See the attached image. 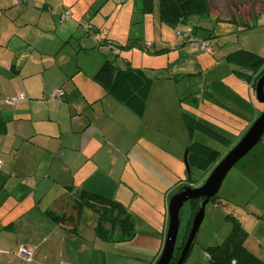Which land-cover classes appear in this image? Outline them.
I'll use <instances>...</instances> for the list:
<instances>
[{"label":"crops","instance_id":"1","mask_svg":"<svg viewBox=\"0 0 264 264\" xmlns=\"http://www.w3.org/2000/svg\"><path fill=\"white\" fill-rule=\"evenodd\" d=\"M32 1L27 6L24 0H0V264H152L157 258L152 251L143 258L116 253L121 243L138 238L137 228L130 241H119L96 234L93 211L88 216L84 209L75 219L67 188H85L119 201L141 220L140 231H151L158 240L167 223L169 188L156 178L158 195L151 194V185L141 176L147 166L167 180L162 166L182 174L181 147L173 160H166L165 143L149 132L161 128L158 121L140 115L141 104H134L135 112L92 79L104 57L85 69L50 59L62 48V39L82 32V21H93L90 7L97 12L105 0ZM67 9L73 16L61 25L60 14ZM123 58L132 64V54ZM167 81L162 76L153 80L142 109L150 106L153 113H165L151 97V88L162 87L157 99L165 102ZM58 87L66 95L51 98ZM22 93L27 97L16 104L4 100ZM135 118L144 119L145 126L137 137L118 123ZM185 141L187 145L188 135ZM255 209L245 207V216L238 219L243 244L255 257L247 264H264V205ZM54 215L70 218L57 221Z\"/></svg>","mask_w":264,"mask_h":264},{"label":"rangeland","instance_id":"2","mask_svg":"<svg viewBox=\"0 0 264 264\" xmlns=\"http://www.w3.org/2000/svg\"><path fill=\"white\" fill-rule=\"evenodd\" d=\"M108 1H111V4H108ZM209 2L211 6L209 16L203 18L192 14L188 16L186 22L173 27L160 20L157 0L154 1L153 11L146 14L139 12L142 0H105L98 7L97 12L90 7L93 12L91 19L93 21H82L80 23L82 32L74 33L71 37L69 35L71 41H65L68 37L62 39L64 42L62 48L50 57L52 61L57 59L67 67H75L79 63L85 69L90 64L96 65L97 61L103 60V53H109L108 47L102 43L104 38L118 44H124L128 38L140 39L131 48H120V55L114 57L110 54V57L113 60L116 58L117 62H123L124 56L132 54V66L148 68L151 76L164 75L170 80L166 85L165 102L157 99L158 95L165 90L159 86L151 88V97L161 104L165 113H153L152 109L155 112V108L151 109L150 106L140 112V115L143 113L146 117L148 116L151 122H153L152 119L158 121L161 128L158 126L149 132L151 136L165 143L164 158L166 160H173L174 153L181 147L179 167L183 170L182 174L176 175L171 168L162 166L164 175L170 179L167 180L163 176L160 177L152 166H147L141 176L142 180L151 185V194L158 195V183L156 186L153 185L156 178L160 179L163 185L168 186L166 207L170 197L180 187L189 184L192 187L200 186L216 165L214 161L204 162L205 166L200 168L193 163L189 166V172H186L183 154L187 147L184 144L188 134L182 123V113L193 115L227 136V143L222 144L201 133L195 135V140L220 151L217 160L240 140L264 109V104L255 97L252 71L247 67L242 68L229 63L226 59V54L237 48L255 51L264 57V0H209ZM126 8L130 12L126 13L124 11ZM94 9H97V6ZM100 9L105 12L103 15ZM67 10H63L67 12L66 19L61 18L63 11L60 14L58 23L61 25H66L73 16L71 11ZM77 23L79 24V21ZM160 24L164 27L162 28ZM189 27L193 28L189 38L193 40L200 39V36L205 38L209 51L208 49L203 51L196 45L189 44L185 40L189 41V38L180 39L176 36L178 29L187 31ZM50 30L52 34L55 33V29ZM163 39H166L165 42L162 41ZM145 105H147L146 102ZM135 119L137 120L120 119L118 121L117 119V121L120 125L122 124L124 130L127 129L129 133L132 132V135L137 137V133H145V126L144 119ZM145 137L152 139L147 135ZM143 138L144 135L142 140ZM155 198L153 201L158 202ZM200 201L201 199H189L181 208L176 251L187 230L189 218L192 221L193 212ZM192 202H197L198 205L193 206ZM136 205L140 207V204ZM263 205L264 134L261 140L231 167L217 195L206 204L194 244L183 264L207 263L208 255L205 247L219 243L230 230V223L226 220L225 214L230 213L238 218V215L245 216V207L253 210L262 209ZM84 211L85 215L93 214L89 209ZM135 222L137 231L141 234L133 242L121 243L116 247L118 249L116 253L123 252L127 256L143 258L151 256L152 251L158 258L162 250L167 223L162 234L157 236L158 241L153 232L140 231L141 226L138 225L141 224V220L136 216ZM156 240L158 245L161 242L160 247L156 246ZM154 246L159 249L154 251Z\"/></svg>","mask_w":264,"mask_h":264},{"label":"trees","instance_id":"3","mask_svg":"<svg viewBox=\"0 0 264 264\" xmlns=\"http://www.w3.org/2000/svg\"><path fill=\"white\" fill-rule=\"evenodd\" d=\"M154 1L142 0V6L139 8V12L143 14L151 13L154 9ZM24 3L27 6L33 5L32 0H24ZM157 4L160 20L173 27H177L186 22L188 16L192 14L203 18L209 16L211 8L209 0H157ZM65 14L67 12L63 11L61 15L62 19L67 18ZM192 32V27H189L187 31L178 29L176 36L180 39H185L189 38ZM185 40L193 46H197L198 43H205L206 47L203 51L207 49L209 51L208 44L203 37L194 40L189 38V41L188 39ZM137 41H140V39L133 37L128 38L124 44H118L113 40L104 38L102 43L108 47L109 53H103L104 61L96 68L92 75V79L101 85L108 94L114 96V98L135 112H139L138 109L142 110V106L146 102L149 87L157 75L155 77L151 76L148 68L130 65L125 58H123V64H121L117 62L116 58L113 60L110 54L114 55V57L118 56L120 55V48H131ZM226 59L229 63L242 68L247 67L252 71L253 87L255 86L256 80L264 72V57L255 51L237 48L227 53ZM162 77L167 76L163 75ZM58 88L63 91V94L60 96H52L53 92ZM58 88L51 92V98L62 99L66 95L64 88ZM24 95L22 99L27 97L26 94ZM134 104L141 105L136 109ZM182 120L189 138L187 144L189 148L187 153L189 166L194 163V165L196 164L201 168L205 166L204 162L214 161V163H217L221 159L219 157L216 160L218 155H220V151L208 144L195 140V135L196 133H201L222 144L227 143V136L191 114L182 113ZM67 191L71 196V207L74 210L75 219L82 216L81 214L84 209H89L96 215L93 228L97 235L108 239L117 237L119 241L133 238L136 233L135 219L129 209L122 203L85 188L75 189L72 186H68ZM192 205L197 206L198 204L197 202H192ZM54 216L57 221H64L70 218V216L67 217L65 215ZM225 218L230 223V230L219 243L205 247V252L208 255L206 264H247L249 260L255 257L243 244L244 230L241 221L230 213L225 214ZM190 222L191 219L189 218L187 230L183 235L181 245L177 247V251H174L171 264H173V261L180 253L188 233ZM116 231L118 232V236H114V232L117 233Z\"/></svg>","mask_w":264,"mask_h":264},{"label":"water","instance_id":"4","mask_svg":"<svg viewBox=\"0 0 264 264\" xmlns=\"http://www.w3.org/2000/svg\"><path fill=\"white\" fill-rule=\"evenodd\" d=\"M254 91L256 99L264 104V72L256 80ZM263 134L264 109L251 123L240 140L216 163L208 177L200 186L192 187L190 184L184 185L170 197L167 205L168 221L164 242L162 250L154 264L170 263L174 256L179 233L181 208L189 199H201L199 205L193 212L190 228L174 264H183L185 262L190 254L198 228L203 220L206 204L217 195L220 185L231 167L261 140ZM188 150L189 148L186 147L183 154V161L187 173L189 172V163L187 160Z\"/></svg>","mask_w":264,"mask_h":264},{"label":"built area","instance_id":"5","mask_svg":"<svg viewBox=\"0 0 264 264\" xmlns=\"http://www.w3.org/2000/svg\"><path fill=\"white\" fill-rule=\"evenodd\" d=\"M197 46H198L200 49L203 50V49H205L206 44H205V43H198ZM62 94H63V91H62L60 88H58V89H56V90L53 92L52 96H54V95H58V96H60V95H62ZM24 96H25L24 94H19V95H16V96H6V97H5V100H6V102H8V103H13V104H15V103L18 102L20 99H22ZM1 164H2V161L0 160V167H1ZM22 251H23V250H22Z\"/></svg>","mask_w":264,"mask_h":264},{"label":"flooded vegetation","instance_id":"6","mask_svg":"<svg viewBox=\"0 0 264 264\" xmlns=\"http://www.w3.org/2000/svg\"><path fill=\"white\" fill-rule=\"evenodd\" d=\"M181 245V242H180V244L177 246V247H179ZM176 250V249H175ZM178 257V256H177ZM177 259V258H176ZM176 259L173 261V264H174V262L176 261ZM172 260L173 259H171V261H170V263L169 264H171L172 263Z\"/></svg>","mask_w":264,"mask_h":264}]
</instances>
